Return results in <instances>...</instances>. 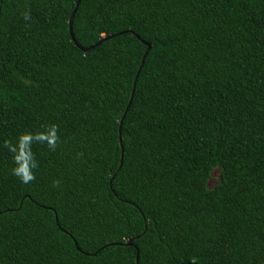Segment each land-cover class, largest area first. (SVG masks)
<instances>
[{
	"label": "trees",
	"instance_id": "16d2710c",
	"mask_svg": "<svg viewBox=\"0 0 264 264\" xmlns=\"http://www.w3.org/2000/svg\"><path fill=\"white\" fill-rule=\"evenodd\" d=\"M74 6L0 0V264H264V0Z\"/></svg>",
	"mask_w": 264,
	"mask_h": 264
},
{
	"label": "clouds",
	"instance_id": "9594fccd",
	"mask_svg": "<svg viewBox=\"0 0 264 264\" xmlns=\"http://www.w3.org/2000/svg\"><path fill=\"white\" fill-rule=\"evenodd\" d=\"M23 18L28 20L31 17L28 12H25ZM58 131L57 125L50 124L42 126V129L38 131H25L18 134L15 142L4 140L3 147L12 154L13 167L10 169L11 174L24 184L32 183L36 179L33 169L38 167L32 146L35 143L47 144L49 150L55 151L58 144L61 143ZM52 186L59 188L60 181L53 180Z\"/></svg>",
	"mask_w": 264,
	"mask_h": 264
},
{
	"label": "water",
	"instance_id": "95a60500",
	"mask_svg": "<svg viewBox=\"0 0 264 264\" xmlns=\"http://www.w3.org/2000/svg\"><path fill=\"white\" fill-rule=\"evenodd\" d=\"M78 2H79V0H75V6H74V8L71 10V12H70V15H69L68 20H67V29H68V34H69L70 40L73 42V44H74L76 47L80 48L81 50H83V51H87V50L92 49L95 45H97L99 41L104 40V39H107V38H110V37H113L115 34H109V35H107V36H104V37H102L98 42H96V43H94V44H92V45H90V46H87V47H85V48L82 47V46H80V45L75 41V39H74V37H73V34H72V29H71L72 16H73V14H74V11H75V9H76V6H77ZM122 32H123V31H122ZM120 33H121V32H117L116 34H120ZM136 37H138V36H136ZM141 42H143V43L145 44L146 48H145V51L143 52V54H142V56H141V58H140V62H139L138 67H137V69H136V71H135V74H134V77H133L132 86H131V90H130L129 97H128V100H127V104H126L125 107H124V110H123V114H122V116H121V119H122V117H123L125 111L127 110V107H128V105H129L130 100L132 99L133 92H134V84H135V80H136V78H137V76H138V74H139V71H140V69H141V66H142V64H143V62H144V58H145L146 52H147V50H148L149 47H150V45H149L148 43H146V42H144V41H142V40H141ZM121 119L119 120V125H118V144H119V146H121V137H120V125H121ZM119 160H120V161H119V165H120V164H121V155H120ZM74 244H75V243H74ZM135 264H138V263H137V255H135ZM181 264H194V263H193V262H187V263H181Z\"/></svg>",
	"mask_w": 264,
	"mask_h": 264
}]
</instances>
